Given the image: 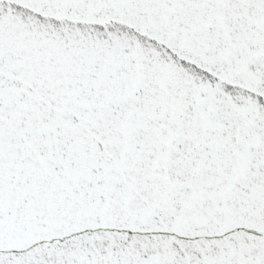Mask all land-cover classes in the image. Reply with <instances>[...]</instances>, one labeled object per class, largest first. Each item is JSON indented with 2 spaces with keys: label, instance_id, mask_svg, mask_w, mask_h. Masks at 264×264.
<instances>
[{
  "label": "snow or ice",
  "instance_id": "obj_1",
  "mask_svg": "<svg viewBox=\"0 0 264 264\" xmlns=\"http://www.w3.org/2000/svg\"><path fill=\"white\" fill-rule=\"evenodd\" d=\"M0 264H264V0H0Z\"/></svg>",
  "mask_w": 264,
  "mask_h": 264
}]
</instances>
